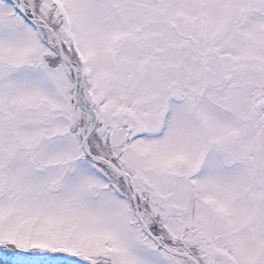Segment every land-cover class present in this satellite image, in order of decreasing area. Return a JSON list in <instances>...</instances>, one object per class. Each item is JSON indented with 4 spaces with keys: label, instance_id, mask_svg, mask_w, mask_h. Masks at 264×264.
<instances>
[{
    "label": "snow or ice",
    "instance_id": "6c2138e0",
    "mask_svg": "<svg viewBox=\"0 0 264 264\" xmlns=\"http://www.w3.org/2000/svg\"><path fill=\"white\" fill-rule=\"evenodd\" d=\"M0 264H264V0H0Z\"/></svg>",
    "mask_w": 264,
    "mask_h": 264
}]
</instances>
